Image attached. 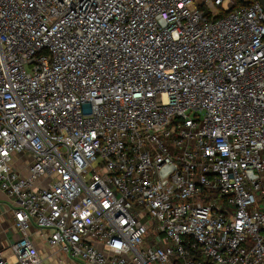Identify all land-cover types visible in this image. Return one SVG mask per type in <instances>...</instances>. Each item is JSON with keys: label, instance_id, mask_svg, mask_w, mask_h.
<instances>
[{"label": "built area", "instance_id": "obj_1", "mask_svg": "<svg viewBox=\"0 0 264 264\" xmlns=\"http://www.w3.org/2000/svg\"><path fill=\"white\" fill-rule=\"evenodd\" d=\"M0 189V264H264L261 0H0Z\"/></svg>", "mask_w": 264, "mask_h": 264}, {"label": "crops", "instance_id": "obj_2", "mask_svg": "<svg viewBox=\"0 0 264 264\" xmlns=\"http://www.w3.org/2000/svg\"><path fill=\"white\" fill-rule=\"evenodd\" d=\"M13 223L14 220L12 217L11 205L9 204L5 193L0 189V234L4 239H8L11 242L19 237V233L14 232L15 230L12 226ZM36 239L38 240L42 258L45 261L44 264H81L78 261L70 259L63 252L52 249L46 244H41L39 238Z\"/></svg>", "mask_w": 264, "mask_h": 264}, {"label": "rangeland", "instance_id": "obj_3", "mask_svg": "<svg viewBox=\"0 0 264 264\" xmlns=\"http://www.w3.org/2000/svg\"><path fill=\"white\" fill-rule=\"evenodd\" d=\"M19 167H20V169H21L22 171H26V170H27V167H24V166H19ZM44 262H45V261L43 260L42 263L44 264ZM45 264H46V263H45Z\"/></svg>", "mask_w": 264, "mask_h": 264}, {"label": "water", "instance_id": "obj_4", "mask_svg": "<svg viewBox=\"0 0 264 264\" xmlns=\"http://www.w3.org/2000/svg\"><path fill=\"white\" fill-rule=\"evenodd\" d=\"M261 2L263 3V5H264V0H261Z\"/></svg>", "mask_w": 264, "mask_h": 264}]
</instances>
